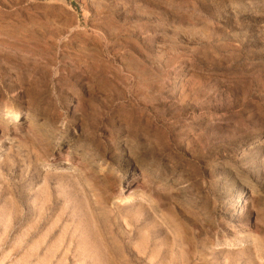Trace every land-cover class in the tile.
Returning a JSON list of instances; mask_svg holds the SVG:
<instances>
[{"label": "rangeland", "instance_id": "obj_1", "mask_svg": "<svg viewBox=\"0 0 264 264\" xmlns=\"http://www.w3.org/2000/svg\"><path fill=\"white\" fill-rule=\"evenodd\" d=\"M0 121V264H264V0H0Z\"/></svg>", "mask_w": 264, "mask_h": 264}, {"label": "bare ground", "instance_id": "obj_2", "mask_svg": "<svg viewBox=\"0 0 264 264\" xmlns=\"http://www.w3.org/2000/svg\"><path fill=\"white\" fill-rule=\"evenodd\" d=\"M231 102H233V104H235V105H237L238 103H239V101H237V100H233V101H231ZM242 102V101H241ZM245 104V103H244ZM247 105V104H246ZM112 105H109V106H107L106 107V109L108 110V114L109 115H112L113 114V109H112ZM116 108V107H115ZM143 108V107H142ZM145 110V109H144ZM4 112H5V114H6V116L5 117H7L6 119H8V118H10V119H12V121L13 120H15V119H17L18 118V112L17 111H14V110H12L11 108H5L4 110H3ZM92 112V111H91ZM115 112V111H114ZM187 113H188V108L187 107H185V108H183V111L181 112V114L180 115H175L177 118V120H180L182 117H184L185 115H187ZM139 116H143L142 114H140ZM3 117V116H2ZM110 117V116H109ZM138 118V117H137ZM5 120V119H4ZM144 120V119H143ZM157 121V120H156ZM159 121V120H158ZM245 121V120H244ZM1 122V121H0ZM101 123V122H100ZM248 123V122H247ZM251 123V122H250ZM133 124V123H132ZM100 125H102V124H100ZM250 124H244V126L243 127H247V126H249ZM136 126V125H135ZM139 126V125H138ZM141 126V125H140ZM162 126V125H161ZM163 127V126H162ZM145 128V127H144ZM245 128H243V129H245ZM167 129V128H166ZM140 130V129H139ZM143 131H145L144 129H142ZM240 130V129H239ZM241 130H242V127H241ZM240 130V131H241ZM227 132H229L228 130H224L223 131V134H226ZM143 133H145V132H143ZM239 133V132H238ZM235 134V133H234ZM137 136H138V134H137ZM203 139H202V142H203V149L206 151V152H210L209 150H210V145L212 144L211 143V141H212V137L207 133H205V135L202 137ZM45 139V138H44ZM137 140V139H136ZM66 178V177H65ZM70 178V177H69ZM63 179V178H62ZM64 180V179H63ZM62 180V181H63ZM82 181V180H81ZM75 183V182H74ZM5 187V186H4ZM68 187V186H67ZM63 189H65V188H63ZM72 189V188H71ZM73 190V189H72ZM83 192V191H82ZM64 195V194H63ZM79 197V196H78ZM73 198V197H72ZM67 199V198H66ZM45 204V203H44ZM237 206V205H236ZM48 208V207H47ZM109 211V210H108ZM184 213V212H183ZM184 217V216H183ZM195 218V217H194ZM163 219V218H162ZM44 220V219H43ZM42 221V220H41ZM207 221V220H206ZM203 222V221H202ZM204 223V222H203ZM200 224V223H199ZM41 225V224H40ZM207 225V224H206ZM206 225H205V223H204V226L206 227ZM199 226V225H198ZM201 226H203V225H201ZM202 228V227H201ZM205 229H207V227L205 228ZM206 231V230H205ZM161 232V231H160ZM202 232V231H201ZM201 232H199V233H201ZM205 234V233H204ZM192 235H193V242H194V244L195 243H198V241H199V239H201L199 236H197V235H195L194 233H192ZM125 238V237H124ZM248 240V239H247ZM47 241V240H46ZM109 241V240H108ZM191 243V242H190ZM202 243H203V241H202ZM119 245V244H118ZM203 245V244H202ZM188 246L190 247V249H193L192 247H191V245H189L188 244ZM192 246H193V244H192ZM204 247L205 246H207V243H205L204 242V245H203ZM199 247H200V245H199ZM198 247V248H199ZM202 247V246H201ZM197 248V247H196ZM206 248V247H205ZM40 250V249H39ZM194 251H195V248H194ZM245 253V252H244ZM99 254V253H98ZM52 255V254H51ZM50 255V256H51ZM192 255L195 257L196 256V254L194 253V252H192ZM200 256H201V254H199ZM192 256V257H193ZM215 257V256H214ZM50 258V257H49ZM54 258V257H53ZM199 258H201V257H199ZM52 259V258H51ZM50 259V260H51ZM240 259V258H239Z\"/></svg>", "mask_w": 264, "mask_h": 264}]
</instances>
